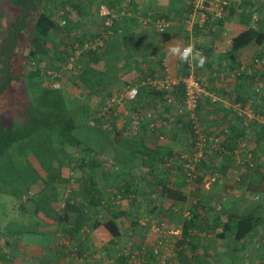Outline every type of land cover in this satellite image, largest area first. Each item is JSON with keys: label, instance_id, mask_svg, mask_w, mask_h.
Returning a JSON list of instances; mask_svg holds the SVG:
<instances>
[{"label": "trees", "instance_id": "obj_1", "mask_svg": "<svg viewBox=\"0 0 264 264\" xmlns=\"http://www.w3.org/2000/svg\"><path fill=\"white\" fill-rule=\"evenodd\" d=\"M48 2L53 4L57 2L58 7L62 6L61 9L65 15H63L64 24L60 25L52 20L48 10L40 11L35 16L28 42L23 49L22 61L15 60L13 52L17 49L16 44L26 31L28 20L30 21L31 0H25L23 7L12 21L11 29L0 52V94L11 83L18 82L19 77L23 80L21 85L28 94L35 95L34 99H29L31 106L26 110L24 122L19 126L12 125L9 134L4 131L0 134V195L19 202V213L26 214L27 210H30L29 213L34 221L28 228L17 220L7 224L2 231L5 234H35L41 224L37 217L42 214L50 221L51 230L63 234L69 242L76 243L78 248L84 242L80 237L84 227L89 226L91 229L101 227L111 239L120 237L117 220L124 218V215L117 209V198L120 196L124 199L137 192L139 188L135 179L137 176L142 178L144 175L143 178H145L160 174L161 182L152 183L149 192L159 191L166 199L174 201L176 206L185 203L186 194L183 190L185 183L181 168L175 167L176 165H167L168 160L172 157L177 158L179 153H174L172 148L174 146L170 147L169 142L156 141L154 139L155 130H148L143 122L139 125L142 131L140 133L133 131L129 122L120 127L103 128L97 118L98 112L93 111L87 102L88 99L74 98L64 91L42 85L50 79L48 72L57 73L60 70V66H55L52 62L53 59L57 58L60 64H65L75 56L77 50L79 54L77 61L75 60L74 69L80 64L83 67V70H79L80 82L90 95L102 94L101 92L113 83L110 81L105 85L101 82L104 77H107L105 72L110 73L108 72L109 64L114 66L113 60L110 59L111 54L114 53V46L110 48V41L122 28L121 18L107 28L98 17L99 4L103 3L109 8H114V4L108 0H99V2L98 0H87V8L76 5L73 10H71L72 4H68L67 0L62 2L48 0ZM254 5L257 6L256 2L251 0V8L255 9ZM261 5L262 3L258 6ZM75 11L84 16H93V14L97 16V24L92 30L94 32L83 31L82 24H77L78 21L72 19ZM221 21H217L216 25L221 26ZM263 25L259 24L258 29H248L234 39L233 50L249 43L258 45L264 43ZM96 40H99L101 45L84 48L85 43L94 44ZM59 49L61 50L56 55ZM99 64H102L104 68H98ZM134 66L135 68L141 67L139 62ZM15 68H17L16 74L13 73ZM121 73L112 77L114 81L120 80ZM138 73L146 82V74L143 76L141 72ZM181 92L182 88L179 86L176 95L180 97ZM162 96L163 93L159 89L150 84H144L139 88L136 99L127 102V106L132 112L149 108L156 110L155 102L159 105ZM108 97H112V94ZM162 108V113H166L167 109ZM174 123L182 124L190 137L192 134L190 127L181 118H175L171 126L175 125L173 129L176 127ZM172 141L173 139L169 144ZM257 141L261 143L262 138L259 137ZM94 155L108 159L112 157L111 168H116L119 181L109 189L111 194H108L109 192L103 185L96 183V169L100 168V165ZM74 162L79 170L78 177L74 179L78 186L76 189H71L72 192H69L70 195L67 196L66 188L69 187L72 178L63 177L62 169L72 168L71 164ZM200 165H205V162L203 161ZM200 165L196 168L197 177L194 179L197 183H201ZM171 172L182 173L181 182H176L174 188H169L167 185ZM101 174L107 177L108 168H105ZM161 175L165 176V180ZM36 185L39 186L38 191L32 193ZM23 199L29 206L21 203ZM58 202H62V205L56 208L55 205ZM199 209L200 204L191 205L189 217L181 221L182 241H190V234L193 231L198 233L214 231L218 239L226 240L225 234L229 231V241H231L227 247L231 253L229 254L234 257L237 255L250 257L251 236L258 235L256 230L259 228L264 233V217H261L260 213L248 208L249 210L245 213L225 216L222 227L215 232L214 223L219 217L214 216L211 226L206 225L199 214ZM102 213L103 216L99 217ZM89 221H92L90 225ZM4 242L8 244L6 240ZM77 248L76 252L79 249ZM57 249L59 248L56 250L54 248L51 252L53 254L59 252L62 247ZM175 253L178 258L176 260L181 264L179 261V256L182 258L181 250L178 251L175 248ZM76 254L81 256L79 253ZM0 259L3 264L10 261L3 253H0ZM117 259L121 264H126L123 258L118 257Z\"/></svg>", "mask_w": 264, "mask_h": 264}, {"label": "crops", "instance_id": "obj_2", "mask_svg": "<svg viewBox=\"0 0 264 264\" xmlns=\"http://www.w3.org/2000/svg\"><path fill=\"white\" fill-rule=\"evenodd\" d=\"M24 1L7 0L8 5L4 3L5 5L0 4V7L9 10V14H13L16 18L19 10L24 5ZM57 1L62 2L64 0ZM125 1L108 0L115 6H121ZM252 1L256 2L257 6L254 5L255 9L257 8L256 10L251 8V0H229L230 7L221 21V26L216 25L217 21H208L199 27L197 25V22H199L198 16H191V0H129V13L121 17L122 28L112 38V40L114 39L113 42L112 40L110 41V48L114 46L115 53L120 54L119 56L122 60L124 55L128 57V64L125 65L127 66V71L122 72L120 77L122 82L117 79L114 81V78L110 79L108 76L107 79L104 78L106 79L105 81L104 79L101 81L105 85L113 81L108 89L104 91L117 92L120 89L117 94H112V96L121 93V90L132 84V81L136 82L137 80L135 81V79L142 78L138 72H141L143 76L146 74L145 78H148L146 81L149 80V77L150 79L152 78V81H158L166 75L171 79L184 76L187 71L186 63L181 62L178 57L171 56L168 49L174 45H179L181 48L190 46L193 49L192 62L194 68L205 82L207 92L213 93L217 97L214 104H209L208 99L203 100L201 103L199 107L201 126L204 132L222 138L220 148L223 149L221 153L211 152L208 159L204 161L205 165H200L199 167L200 184L203 183L204 185L203 192H200L199 198L191 199L186 192L185 203L176 206V208L174 201L166 199L159 191L149 192L151 188L147 187V184L145 185L146 179L151 186L152 183L161 182L160 174L152 177L146 176V178L137 176L142 187L136 193L128 195L127 198L119 197L120 201L117 209L123 213L124 218L121 217L117 220V225L120 229V237L118 239H111L101 227L91 229L88 226L82 229L85 235L81 239L84 242L78 249L77 244L72 243V241L69 242V239L63 234L49 229L51 228L49 226L50 221L42 214H39L37 218L41 221V224H39L35 234L4 233L10 237H2L3 250L0 252L8 256L10 264H73L69 260L68 247H65L63 243L72 244V249H78V252L75 251L76 253L86 255L85 257L89 264H103L99 259L101 254H105V259L110 257L111 264H121L117 259L119 257L116 254L118 249L129 248L138 250L141 246L151 247L158 234L152 229L149 230V227H153V221L161 223L165 220L176 222L172 229L174 234L171 233L170 237L175 242V248L182 252V258L179 256L181 264H224L225 256L229 259L234 258L229 254V248L224 249L222 247L225 240L218 239L214 231L205 233L193 231L194 233L190 234V241H182L181 221L189 217V212L184 213L181 209L185 208L184 206L190 207L194 204H200L199 214L204 219V223L206 225L210 224V226L212 218L218 216V221L214 223L215 232L222 227L225 222L224 217L228 215L234 216L252 209L260 213L261 217H264V89L260 93L255 92V79L259 78L264 82V66L252 64V61L256 58L264 59V43L260 45L249 43L237 50L232 48L234 39L248 29H258L259 24H264V0ZM67 3L72 4L71 10L76 5L84 8H87L88 5L87 0H67ZM260 3L262 5L258 6ZM57 4V2L56 4L49 3L48 0H31L29 18L31 19L35 10L37 15L40 11L46 9L51 13V19L56 23L64 21L62 6L58 7ZM72 16L74 21H78L77 24H82L81 27L86 32H91L93 27L89 30L87 27H83L86 26L85 19L88 21L92 20V17L97 19L95 14L93 16H84V14H79L77 11ZM147 18H149L148 23L143 24L142 20ZM156 18H163L167 21L165 33L160 34L156 31L151 22L152 19ZM0 20H3V18ZM189 20L193 22L190 26L187 25ZM11 26L8 28L7 33L10 31ZM118 47H120V51L116 49ZM200 56L205 58V63L202 67L198 64ZM137 62L140 63L141 67L135 68L134 65ZM242 66L245 68V72L238 76L236 74L237 69ZM124 74L132 75L129 82ZM234 104H239L241 106L240 109L235 110L233 108ZM133 112L129 110L130 122ZM173 122L174 120L170 123L171 125L169 124V129L164 133L165 136L170 137L171 132L175 133V131L179 132L182 130V133L175 134V136L189 137L188 132L184 128L182 129V124L180 127L178 123H174L176 127L173 129L175 126L171 127ZM131 125L134 126V124ZM224 126H228V134H222L221 129ZM259 137L262 138L261 143L257 141ZM168 145L170 147L174 146L172 148L175 151L176 145L173 142L171 144L168 143ZM238 153H243L244 157L240 159ZM233 162L237 165L235 170L232 166ZM249 168H251V173H246ZM245 170L246 172L243 174ZM158 171L160 173V170ZM181 178L182 173L171 172L167 179L168 187L174 188L176 182H181ZM244 178L247 180L246 183H244ZM162 179L165 180V176H162ZM250 184L251 189L248 187L247 190H251V197L248 194L244 196L245 185ZM227 188L232 191L228 192ZM224 190L226 191L224 192ZM143 191L146 194L149 193L148 196ZM150 194H152L151 201H148V203L153 202V204L151 203V208L147 210V205L143 207L142 201L146 197L149 198ZM247 198H251V205L248 202H244L245 206L243 203L239 204L240 201H249ZM11 201L13 203L14 200ZM0 205H2L1 202ZM13 205L11 204L12 207ZM240 205L243 208H240ZM143 208H146V210ZM174 208L175 210H173ZM245 208L247 209L245 210ZM1 211H3V215L0 212V217H4L6 215L4 213L5 210ZM27 211V216L31 218L30 223L26 225L29 228L34 220L29 213L30 210ZM16 213L17 215L14 214L11 218L12 220L15 219L13 222L19 220L18 215L20 216L21 214L19 212ZM101 216H103V213L102 215L99 214V217ZM145 217L146 219H144ZM127 219L129 220L127 221ZM13 222L9 220L5 223L4 227L0 229V233L3 234L2 230H4L5 226ZM91 222L89 221V225ZM133 222L135 223L134 225ZM143 225L146 226L143 228ZM256 231L258 235L253 234L251 236V244L249 243L250 257H245L247 264L250 261L253 264L256 260L259 261L258 264H264L262 262L264 259V252L262 251L264 249V233H262L263 230L261 228ZM37 234H47L45 240H49V243H38L41 238L36 237ZM57 237H60V242L52 243ZM230 242H227L228 245ZM15 244H17L16 247ZM60 247H62L61 251L54 254L51 252L54 251V248L56 250V248L60 249ZM22 248H25V250ZM10 249H22L23 253L21 255L23 256H10ZM112 258L114 261H112ZM237 259L239 260V258ZM226 263L232 264L230 262ZM0 264H3L1 259Z\"/></svg>", "mask_w": 264, "mask_h": 264}, {"label": "built area", "instance_id": "obj_3", "mask_svg": "<svg viewBox=\"0 0 264 264\" xmlns=\"http://www.w3.org/2000/svg\"><path fill=\"white\" fill-rule=\"evenodd\" d=\"M128 3L129 0H126L123 5H114V8H109L103 3L99 4L98 17L103 21V25L109 28L113 22L118 21L124 15H128L130 10ZM229 7V0H191L190 2L191 16H198L199 22H197V25L199 27L208 21L213 22L222 20ZM142 21L143 24H146L148 23L149 18ZM151 22L158 33H165L167 27V21L165 19L156 18L152 19ZM192 23L193 22L189 20L187 25L190 26ZM59 24L63 25L64 21L59 22ZM94 45H101V42L96 40L94 44L85 43L84 48H88L90 46L92 47ZM78 54L79 52L76 50L75 56H78ZM68 61L69 63L66 67L71 69L72 58ZM185 63L187 71L186 74L180 78L171 79L166 75L158 81L147 80L146 82L141 83L142 85L150 84L163 93L161 102L159 105L157 104L156 107L161 106L166 108V113L168 114H164L161 120H157L154 108L144 109L142 111L137 110L132 113L131 122L134 124L139 133L142 132L139 127L142 122L147 125L148 130H155L154 139L160 143L166 142V136L164 133L169 129V123L171 120L181 118L190 127L192 134L189 137L188 152L177 158H170L167 163L168 166H179L184 175L185 185L190 186V184L193 183L194 179L197 177L196 168L203 161L208 159L211 152L221 153L223 149L220 148L222 138L204 132L199 117V107L201 106L203 100L208 99L209 104H214L217 97L215 94L207 92L205 82L197 74L192 58ZM252 64L264 66V59L256 58L252 61ZM63 69L64 68L62 67L59 72H62ZM243 72H245V68L243 66L238 67L236 74L239 76ZM59 74L60 73H58L57 76ZM255 82V92L260 93L264 89V82L259 78L255 79ZM179 86L182 88L180 97L176 95V91ZM58 87V83L54 82L52 88L57 89ZM139 87L140 86L137 84L128 86L118 95L106 99L104 104L106 106L101 108V114H105L113 105L120 107L127 102L135 100ZM240 107L241 106L239 104L233 105L235 110H239ZM168 116H170V118ZM166 117L168 119H164ZM221 130L222 134H228V126L222 127ZM176 205L177 204L174 203L175 207ZM173 210H175V208ZM153 231L158 234V237L155 239L151 247L147 248L146 246H141L138 250L124 248L123 250H120L118 256L123 258L126 264H179L176 260L175 242L170 237V234H174V232L167 229L163 223L156 226ZM69 259L73 262V264H88L85 263L81 257H78L74 251L70 254ZM109 264H111V262H109Z\"/></svg>", "mask_w": 264, "mask_h": 264}, {"label": "rangeland", "instance_id": "obj_4", "mask_svg": "<svg viewBox=\"0 0 264 264\" xmlns=\"http://www.w3.org/2000/svg\"><path fill=\"white\" fill-rule=\"evenodd\" d=\"M4 3L8 5L7 0H0V4L5 5ZM9 12L10 11L7 10L6 8L3 9V7L2 8L0 7V19L3 18V20H0V38H1L0 39L1 40L0 41V50L2 48V44L4 42V39L7 37V34H8L7 30L12 24L11 20L15 18L13 16V14L10 15ZM15 12H17V10H15ZM36 12L37 11L35 10V13L31 17L30 21L28 20L26 31L24 32V34L22 35V37L19 39V41L16 44L17 45V49H16L15 52H13L14 53L13 55L15 57V60H17V61H19V60L22 61L21 55H22V52H23V49H24L26 43L28 42V39H29L28 37H29L30 31H31V28H32V24H33L35 16H36ZM85 21H86V27L89 30L90 28L94 27L95 24H97L98 20L96 18L92 17V20L88 21V20L85 19ZM92 30H93V28H92ZM116 49L118 51H120V47H118ZM60 50L61 49L58 50V53L56 55L59 54ZM119 55L120 54H117L114 51V53H112L111 56H110L111 57L110 59H112L113 62H114V66L112 64H109L110 68L108 69V72H110V73H106L105 72L106 76L110 77V79H112V77L114 75L118 74L119 72L121 73L123 69H124L123 72L127 71V68H126L127 66L125 67L124 65L128 64V57L124 55L125 58H123V60H122V58H120ZM77 59H78V56H74L72 58L71 69H68L66 66L68 65L69 61H67L65 64H60V61L57 58H54L52 62L55 64V66L59 65L60 69L62 67L64 69L62 70V72H57V74L60 73L58 76H57L56 73H49L48 72L47 74L49 75L50 79L45 81V82H43L42 85L44 87H49V86L52 87L54 82H57L59 87L56 90L64 91L68 95H71L74 98L80 97L83 100L88 99L87 102L92 107L93 111L94 112H98L97 118L99 120V123L101 124V127H103V128H106L107 126H109V127H111V126L120 127V126L124 125L125 123L127 124L128 122H129V125L133 124L132 122L129 121L130 120V118L128 116V114H129V106H127V104H123L120 107H117L116 105H113V106H111L109 111H107V112L104 111L106 113L105 114H101V108L103 106H106L104 104H105V101H106V98L108 97V95L109 94L115 95V94H117V92H119L120 89L117 92L103 91V92H101L102 94H99V95H90L89 91L84 88L83 84L79 80V70H81V69L83 70L82 65L80 64V65H78L77 68L74 69V65H75ZM97 67L100 68V69L104 68L102 66V64L97 65ZM16 72H17V68L13 69V73L16 74ZM131 76L132 75H130V74H126L125 75V77L127 78L128 82L130 81L129 79H131ZM104 78L107 79V77H104ZM106 79H104V81ZM146 79H148V78H146ZM18 80H19L18 81L19 84H18V82L11 83V87L9 86L2 94H0V132L4 131L6 134L10 133L12 125L19 126V125H21L24 122V119L26 118V110H27V108H29L31 106V103L29 102V99L32 100V99L35 98L34 94H28V92L22 87L21 84L23 83V80L20 79L19 77H18ZM121 80H120V82H122ZM136 80H137V83H134L133 81H132V83H134V85L137 84L138 86L142 87V84H141L142 81H143L142 78H137V79H135V81ZM149 80L152 81V78L150 79V77H149ZM155 103L158 104L157 102H155ZM160 108H162V107L161 106L157 107V109L154 112L155 115H156V119L157 120H161L163 118L164 114H168V113H163L162 114V112H163L162 109L163 108L162 109H160ZM168 117L170 118V116H168ZM166 119H168V118L166 117ZM172 121L173 120H171V122ZM179 125L181 127V124H179ZM131 129L133 131L138 132L135 126L131 125ZM182 129H183V127H182ZM2 132L0 134H2ZM180 133H182V130L179 131V132L175 131V133L171 132V136L170 137L166 136L167 137L166 138V142L167 143L168 142L170 143L171 139H173L172 142L174 143V145H176L175 146L176 149H175L174 153L175 154L179 153V155L177 157H179L180 155L185 154V153L188 152L189 137L188 136H182V137L175 136V134H180ZM173 135H174V137L172 138ZM5 138H7V136ZM217 157H219V156H217ZM238 157L240 159L242 157H244L243 153H238ZM94 158L97 160V163L100 165V168L96 169V174H95L96 175V179H97L96 183L98 185H100V186L103 185L105 187L106 191L109 192L108 194H111V191H109V189L112 188L113 184H116V182L119 181V179H117V175H116V173H117L116 168H111L112 165H113L112 162H111L112 157H111V159H108V158H105L103 156H95L94 155ZM229 162L231 163V161H229ZM74 164H75V162L73 164H71L72 168H63L62 169V176L63 177L72 178L71 182L69 184V187L66 188L67 189V194H66L67 196L70 195L69 192H72L71 189H76L77 186H78L76 184V182L74 181V179H76L78 177L79 170H77V168H76V166ZM232 166H233L234 170L237 167L235 162L232 163ZM105 168H108V176L107 177H104L101 174V172ZM137 171H139V169H137ZM245 172H246V170L244 171L243 174H245ZM249 172L251 173V168H249L246 173H249ZM139 177H136V180H138ZM143 177H144V175H143ZM244 179H245L244 183H246L247 180H246V178H244ZM145 182H146L145 185L147 184L146 186L150 188V186H151L150 182L149 181L147 182V179L145 180ZM137 183L139 184V188L138 189H140V187H142L140 181L138 180ZM38 187L39 186L36 185L34 187L32 193H35V192L37 193ZM203 187H204L203 183L200 184V183H197V182L194 181L193 183L190 184V186L189 185H187V186L185 185L183 190L185 191V193L187 192L186 194L189 196V198L197 199L200 196V192H203ZM248 187H250V189H251V184L250 185H245V188L242 187V188H244L243 195L245 196V194H248L251 197V190H247ZM226 190L228 192L232 191L231 189H228V188ZM226 190H224V192ZM237 191H238V189H237ZM245 191H246V193H245ZM143 192L145 193V191H143ZM148 194L149 193H147V194L145 193L146 196H148ZM151 195L152 194H150L149 198L146 197V199L144 201H142L143 207H146L145 205H147V207H146L147 210H149L151 208V206H152L151 203L153 204V202L148 203V201L149 202L151 201L150 200L151 199ZM120 198H117V204L120 201ZM11 200L12 199H10L8 197L0 195V202L2 204V205H0V212L3 215V211H1V210H5L4 213H6V215L4 217H2V216L0 217V229H2V227H4V224L7 223L9 220H11V222H13V220L15 221V219L12 220L11 218L13 217L14 214L17 215L16 212H19V209H18L19 202L13 201V203H12ZM248 200L249 201H243V202L240 201L239 204L243 203L244 206H245V203L248 202L251 205V198H249ZM21 203L24 204V206H29L27 203H25V199H23L21 201ZM11 204H14L13 207L11 206ZM61 205H62V202H58V204L55 205V207L57 208V207H60ZM118 206H119V204L117 205V207ZM184 207L185 208L181 209L182 212H184V213L189 212L190 207L189 206H184ZM146 208H143V209L146 210ZM240 208H243L242 205H240ZM246 209L247 208H245V210ZM20 213L23 214V215L20 214V216L18 215L20 223L22 225L26 226L27 224L30 223V219L31 218H29L27 216V214H24V212H20ZM144 219H146V217ZM128 220L129 219H127V221ZM165 221H164L165 223L164 222H161V223H163L165 225V227L169 226V227H167V229H169L172 232V229L174 228L173 225H175L176 222L173 223V222H169L168 220H165ZM159 225H160L159 221H156V222L153 221L152 222V226L153 227H149V230H151V229L153 230L156 226H159ZM144 226H146V225H143V228H144ZM49 229H51V228H49ZM219 230L220 229H218L217 231H219ZM229 233L230 232L227 231V233L225 234V239L226 240H225V243H223V245H222V247L224 249L228 247V243L227 242H230L229 241ZM153 234H150V235L152 237H155ZM83 235L84 234H80V237H83ZM145 235H146V232H145ZM14 236H16V235H14ZM2 237H10V236L5 235L4 233L0 234V251L3 250ZM36 237L41 238L38 241V243H42V242L43 243H49V240H47V241L45 240L47 238V234H37ZM48 237H50V236H48ZM152 237H151V239H152ZM59 238L60 237H57L56 240L53 241L52 243L55 244L57 242H60ZM26 244L30 245L28 243H26ZM54 244H53V246H54ZM63 245L65 247H68L67 249L69 250V256H70V254L73 251L75 252V250L72 249L73 248L72 244L70 245V244L63 243ZM229 245H230V243H229ZM22 249H10L9 250L10 251L9 253H11L10 256H18V255L23 256V255H21V253H23ZM23 250H25V248ZM120 250H122V249L119 248L116 254H118L120 252ZM262 251L264 252V249ZM85 256L86 255L83 254V255L78 256V257H81L85 263H88L87 262L88 260L86 259ZM104 256H105V254H101L100 255V258H99L100 261L103 264H109V262H111L110 261L111 260L110 257L105 259ZM232 256L234 257V255H232ZM45 258H47V257H45ZM237 258H239V260ZM232 259H229L228 257L225 256V258H224L225 263L224 264H227L226 262H230L232 264H244V263L247 264V262H245V257H243V256H238L237 255V256H235ZM112 261H114L113 258H112ZM258 263H259V261L256 260L253 264H258ZM248 264H251V261Z\"/></svg>", "mask_w": 264, "mask_h": 264}, {"label": "clouds", "instance_id": "obj_5", "mask_svg": "<svg viewBox=\"0 0 264 264\" xmlns=\"http://www.w3.org/2000/svg\"><path fill=\"white\" fill-rule=\"evenodd\" d=\"M168 52L171 56L178 57L181 62H187L190 58H192L193 49L190 46L181 48L179 45H174L168 49ZM204 63L205 58L200 56L198 61L199 66L202 67Z\"/></svg>", "mask_w": 264, "mask_h": 264}]
</instances>
